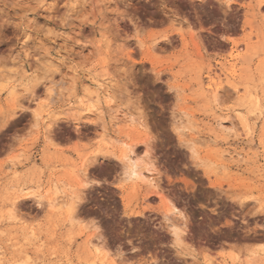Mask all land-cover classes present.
<instances>
[{"label":"rangeland","instance_id":"374dc122","mask_svg":"<svg viewBox=\"0 0 264 264\" xmlns=\"http://www.w3.org/2000/svg\"><path fill=\"white\" fill-rule=\"evenodd\" d=\"M0 262L264 264V0H0Z\"/></svg>","mask_w":264,"mask_h":264},{"label":"bare ground","instance_id":"6f19581e","mask_svg":"<svg viewBox=\"0 0 264 264\" xmlns=\"http://www.w3.org/2000/svg\"><path fill=\"white\" fill-rule=\"evenodd\" d=\"M259 76V75H258ZM91 83H97V82H93V79L90 80ZM211 90H212V93H213V99H214V102L215 103H219V100H220V95H221V91H222V87L221 85H214L213 87H211ZM235 90V89H234ZM222 96V95H221ZM256 103H259V98L252 95L251 96ZM216 104V105H217ZM257 105V104H256ZM254 112V111H253ZM255 114V113H254ZM253 114V115H254ZM262 113H260L261 115ZM240 116V115H239ZM241 122H242V125L243 126H248V118L246 117H239ZM219 125L222 126V123L220 120H217ZM231 126V125H230ZM223 127V126H222ZM194 144H202V140L200 139V137H196L194 135H191V139H190ZM131 152H133V150L131 149ZM120 160L125 163V167L127 169V173L129 174V176L131 178H135V179H138V180H141V181H149V182H153L154 181V178L153 176H151V173H148L147 171H143L140 166L137 164V160L136 159H133L128 152H125L123 151L121 153V156H120ZM156 183V182H155ZM171 216V213L168 211V213H165V216L164 217H170ZM173 226V225H172ZM174 227V235H175V238H176V242H180L181 239H180V232H179V227L177 226H173ZM254 261V260H253ZM1 264V262H0ZM95 264V263H93Z\"/></svg>","mask_w":264,"mask_h":264}]
</instances>
